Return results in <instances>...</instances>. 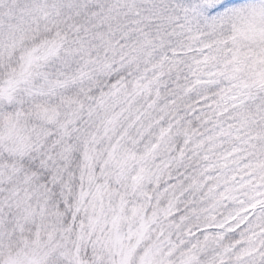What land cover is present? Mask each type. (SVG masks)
<instances>
[{"label":"snow or ice","instance_id":"1","mask_svg":"<svg viewBox=\"0 0 264 264\" xmlns=\"http://www.w3.org/2000/svg\"><path fill=\"white\" fill-rule=\"evenodd\" d=\"M0 264H264V0H0Z\"/></svg>","mask_w":264,"mask_h":264}]
</instances>
